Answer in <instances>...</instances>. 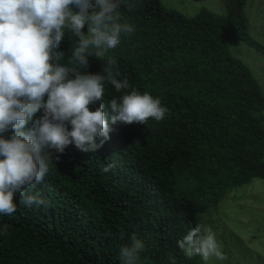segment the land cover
Returning <instances> with one entry per match:
<instances>
[{
  "label": "trees",
  "instance_id": "trees-1",
  "mask_svg": "<svg viewBox=\"0 0 264 264\" xmlns=\"http://www.w3.org/2000/svg\"><path fill=\"white\" fill-rule=\"evenodd\" d=\"M246 1L223 0L224 14L201 8L193 16L160 0H137L131 11L122 4L121 22L135 31L122 34L105 60L117 57L131 85L124 92L159 98L165 117L146 124L109 120L110 138L95 153L74 145L53 151L49 173L33 189L48 204L29 208L17 194V211L0 215V264H120L119 249L132 235L144 243L137 264H197L177 241L232 189L264 180V92L230 52L241 40L264 55L249 34ZM76 45L66 31L61 63L102 74L95 57L87 69L69 64ZM105 90L110 117L108 101L123 92ZM108 164L115 166L102 172Z\"/></svg>",
  "mask_w": 264,
  "mask_h": 264
},
{
  "label": "clouds",
  "instance_id": "clouds-1",
  "mask_svg": "<svg viewBox=\"0 0 264 264\" xmlns=\"http://www.w3.org/2000/svg\"><path fill=\"white\" fill-rule=\"evenodd\" d=\"M122 4L131 11L137 0H0V215L17 211V194L29 208L48 204L33 189L49 173L53 151L62 154L74 145L95 153L110 138L109 120L146 124L150 118L164 119L167 108L161 100L134 88L124 92L131 85L117 57L105 60L122 34L135 31L121 22ZM66 31L77 38L69 64L87 69L89 57H95L102 62V74L61 63L65 53L59 47ZM105 87L123 92L108 101L110 117L103 102L109 95ZM41 109L43 116L33 120ZM9 132L10 138H5ZM177 244L187 257L199 256L204 264L227 258L211 227L197 224ZM143 249L144 243L132 235L119 249L120 264H137Z\"/></svg>",
  "mask_w": 264,
  "mask_h": 264
},
{
  "label": "rangeland",
  "instance_id": "rangeland-1",
  "mask_svg": "<svg viewBox=\"0 0 264 264\" xmlns=\"http://www.w3.org/2000/svg\"><path fill=\"white\" fill-rule=\"evenodd\" d=\"M168 9L185 16L195 15L201 8L224 14L223 0H160ZM244 12L249 34L264 45V0H247ZM230 52L252 72L264 92V55L238 40ZM198 224L211 227L225 260L212 258L208 264H264V180L252 179L232 189L216 206L207 208ZM197 264H204L199 256Z\"/></svg>",
  "mask_w": 264,
  "mask_h": 264
}]
</instances>
